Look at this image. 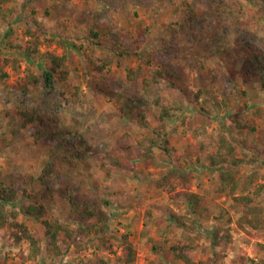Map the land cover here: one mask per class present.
Returning <instances> with one entry per match:
<instances>
[{"label": "rangeland", "instance_id": "374dc122", "mask_svg": "<svg viewBox=\"0 0 264 264\" xmlns=\"http://www.w3.org/2000/svg\"><path fill=\"white\" fill-rule=\"evenodd\" d=\"M12 7L15 14L24 12L23 19L10 27L14 42L26 43L28 38L23 35L26 19L35 18L50 38L61 37L82 46L83 19L88 15L93 22L111 28L113 37L130 50H156L154 63L163 61L175 73L172 80L176 86L171 85L170 79L161 80L165 103L172 109L180 106L181 115L173 124L175 131H170L172 125L161 127L160 108L146 113L132 111L130 100L140 90L139 83L127 81V69L146 65L129 56L121 65H110V71L105 70L106 91L99 94L84 79L85 74L89 79L90 72H94L88 58H83L81 63L76 49H70L73 58L70 80L81 86V99L76 107L72 106L73 98L69 94L63 95L58 81L49 85L43 79L38 85H25L27 66L42 74L41 62L21 60L19 71L4 65L3 59L11 57L13 52L8 50L7 40L2 39L9 26L5 30L0 28L3 32L0 34V178L14 185L22 184L46 201L56 183L41 180L44 169L50 161L66 166L67 175L62 177L70 180L77 195L101 202L112 214L114 233L125 230L131 233L138 251L133 264H179L172 254H167L169 245L152 248L161 241L156 223L160 219L174 228L167 231L169 238H175L185 225L193 224V219L205 229L217 226L230 229L231 241L222 238L219 246L212 247L205 238L200 240L201 246L194 253L199 264H264V228L241 227L240 207L232 196L207 194L217 171L208 167L207 152L200 151L198 145L225 133L238 149L249 153L250 161L240 169L242 175L264 170V89L262 79L247 70L245 64L256 46L261 45L264 50V0H91L86 4L82 0H8L4 4V8ZM41 50L63 54V47L55 42L43 43ZM97 51L101 57L108 54L104 49ZM4 72L8 74L6 77ZM250 106L261 109L254 132H236L224 124L228 111ZM34 107L45 117L64 118L67 125L75 122L73 114L82 117L81 129L86 142H94L95 151L80 137L77 138L81 140L77 145L79 153L60 150L62 147L50 137L35 141L34 125L21 126L25 118L22 112ZM144 115H147L145 120ZM209 117L211 123L206 131L202 124ZM144 121L148 122L146 128L141 127ZM125 133L129 134L131 143L128 148L121 143ZM157 136H161V145L146 152L144 147ZM69 143L75 146L76 142ZM111 148L120 154L130 153L129 159L133 158L130 167L118 172L114 180L99 172L102 154ZM91 151L94 155H90ZM153 160L165 163L155 164ZM175 169L184 173L185 179L173 175L171 185L159 188L152 182ZM259 182L264 181L259 179ZM190 192L203 196L201 207L204 208L192 211L187 203ZM241 193L243 187L237 191ZM255 199L264 207V193ZM149 213L152 215L147 217ZM19 220L25 218L20 216ZM146 220L150 222L147 229ZM29 224L32 228L36 226ZM165 228L164 223L162 229ZM77 242L62 258L53 257L45 250L33 258L30 243L15 242L10 229L2 227L0 264H97L101 260L107 264H126L118 262L122 252L117 244L99 250L94 245L85 246V241Z\"/></svg>", "mask_w": 264, "mask_h": 264}, {"label": "trees", "instance_id": "16d2710c", "mask_svg": "<svg viewBox=\"0 0 264 264\" xmlns=\"http://www.w3.org/2000/svg\"><path fill=\"white\" fill-rule=\"evenodd\" d=\"M8 0H0V28L8 29L3 40H7L8 50L16 54L11 57H5L4 65H11L15 71H19L21 60L28 63L40 61L42 74H38L27 66L25 72V85L40 84L43 79L50 85L54 81L60 82L63 95L71 96L72 106L76 107L81 99V86L71 82L72 62L70 49H76L80 56V62L84 63L83 58L87 57L89 64L92 66L93 73L90 72L89 79L85 74L84 79L89 87L101 94L106 91L104 81L107 79L105 70L110 71V65H121L126 56L134 57L139 61H143L146 67L139 65L137 68H128L126 73L127 81L139 83V94L132 98L130 108L140 113L152 111L155 107L160 108L159 118L162 121L161 127L168 128L172 125L170 131H175L173 126L179 121L181 112L180 106L172 109L168 107L164 99V87L161 80L170 79L171 85L176 86L172 80L175 73L170 70L167 63L163 61L154 63L156 50L144 49L142 51H132L122 41H119L111 34V28L105 24L93 22V19L85 16V32L83 35L84 43L79 45L71 43L64 38H50L38 19H26V26L23 35L28 38L26 43L15 41L14 36L10 35L12 25L24 17V12L18 11L15 14L14 8H4V4ZM85 4L91 0H82ZM53 7H56L54 4ZM51 11L47 8L46 14ZM90 16V15H89ZM3 33L2 31L0 34ZM57 43L63 47V54L60 55L55 51L41 50V45ZM1 43V42H0ZM254 53H249L245 59L247 70L259 76L262 79V88L264 89V50L261 45L256 46ZM100 50H107L105 56H98ZM1 53V50H0ZM73 59V58H72ZM44 64V65H43ZM152 66V67H151ZM5 73V72H4ZM8 74H4L6 77ZM260 107L253 109L252 106L240 110H230L223 118L227 127L241 132L243 130L254 132L256 130V117L260 116ZM25 116L21 126L25 127L29 124L34 125V139L40 141L50 137L57 143L60 150L64 152L79 153L77 145L81 141H87L85 132L81 129L83 118L73 114L75 122L67 125L62 117H45L39 112L37 107L32 110L22 112ZM147 115H144V120ZM147 121L142 123L141 127H148ZM210 117L202 124V129L207 131L210 125ZM231 126V127H230ZM161 136L152 137L151 144L144 147L146 152H151L155 146L161 145ZM69 141H73L72 146ZM89 147L94 150V142H86ZM121 143L125 147H131L129 134L125 133L121 138ZM200 151L207 152L208 167L217 171V177L212 183V187L207 191L208 195L217 197L232 196L240 207L241 216L239 224L241 227L249 226L253 229L264 228V207L255 202V197L264 193V170H255L249 172L246 176L241 174V167L250 161L247 157L249 153L245 150L238 149L237 145L225 133H219L216 138L207 142L206 140L198 143ZM143 147V145H142ZM212 149V150H211ZM167 150V148H165ZM210 151V152H209ZM90 155H94L91 151ZM61 156V155H60ZM102 160L99 165V172L108 179L114 180L119 175L118 172L130 167L128 164L133 158L130 153L120 154L113 148L104 150ZM251 159V158H250ZM67 160V158H66ZM66 162V161H65ZM64 163V162H63ZM155 164H164L165 162L153 160ZM64 165H68L64 163ZM66 174V166L57 165L50 161L44 169L41 176L42 181L52 180L55 187H51L53 192L49 198L44 201L41 197L35 195V191L28 190L26 186L17 183L14 185L0 178V228L7 227L12 232L15 242L20 243L26 240L31 245L32 257H37L43 250L48 251L53 257L62 258L70 252L71 247L78 243L77 241H85V246H95L96 249H106L117 244L121 248V254L117 257L118 262L133 264L137 259L138 251L135 242L131 238L129 231L116 234L112 231V220L110 212L104 209L99 200H93L90 196L77 195V189L73 188L68 178L62 177ZM173 175H180L185 179V174L175 169L169 174L153 180L156 187H163L173 183ZM46 183V182H45ZM243 187L244 193L237 194L239 188ZM56 189V190H55ZM37 194V193H36ZM202 195L197 192H190L187 197V203L191 205L194 212L201 207ZM27 200L26 202H21ZM25 203V204H22ZM106 203L108 201L106 200ZM64 211V212H61ZM173 213V214H172ZM176 218V214L171 212ZM190 214V213H189ZM152 214L149 213L147 217ZM20 216L25 220L20 221ZM191 217V216H188ZM152 221L153 218H152ZM193 224L185 225V229L177 231L175 238L167 236L168 230H174L170 226V222L157 220V234L161 241L152 245L153 250L162 249L168 246V253L179 261V264H199L194 259V253L201 246L202 238L210 241L212 247L219 246L222 238L232 239L229 228L217 226L213 229H205L196 219ZM36 226L31 227L29 223ZM166 224V228L162 226ZM184 225V224H183ZM150 226L149 221H144V227ZM86 237V238H85ZM152 241L153 239L150 238ZM170 243V244H169ZM228 243V241H227ZM107 264L105 260L99 261L97 264ZM118 264V263H117Z\"/></svg>", "mask_w": 264, "mask_h": 264}]
</instances>
